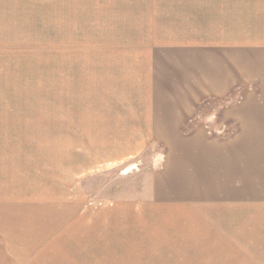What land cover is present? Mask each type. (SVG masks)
<instances>
[{"label":"rangeland","instance_id":"1","mask_svg":"<svg viewBox=\"0 0 264 264\" xmlns=\"http://www.w3.org/2000/svg\"><path fill=\"white\" fill-rule=\"evenodd\" d=\"M0 264H264V0H0Z\"/></svg>","mask_w":264,"mask_h":264}]
</instances>
